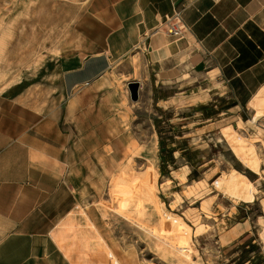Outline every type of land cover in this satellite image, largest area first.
<instances>
[{"label": "crops", "instance_id": "obj_1", "mask_svg": "<svg viewBox=\"0 0 264 264\" xmlns=\"http://www.w3.org/2000/svg\"><path fill=\"white\" fill-rule=\"evenodd\" d=\"M175 11L183 31L177 39L157 31ZM59 53L29 86L0 92V264H97L81 253L69 257L59 242L69 237L71 226L86 225L84 163L78 151L108 146L114 152L138 144L127 129L120 130L127 137L121 145H116L118 137L101 141V119L120 120L125 127L124 118L135 119L130 97L131 104L119 109L117 84L139 82L138 100L142 88L148 89L158 113L172 112L168 123L176 135L168 147L173 159L194 149L187 135L231 122L238 138L229 137L227 126L221 129L224 140L240 163L259 174L254 145L237 130L264 122V0H87ZM156 135L155 158L147 159L140 187L129 174L113 183L110 209L124 217L133 213L130 204L150 201L160 172ZM181 169L187 182L192 170L188 165ZM181 171H172L170 182ZM196 171L191 181L207 182L205 171ZM212 184L214 202L228 195L247 205L258 193L252 180L235 169L214 177ZM261 204L264 208V200ZM163 217L161 229L168 234L170 222H179ZM88 221L96 229L95 221ZM253 229L249 217H243L224 232L220 245H236ZM251 242L260 244L258 234ZM100 248L119 264L102 239Z\"/></svg>", "mask_w": 264, "mask_h": 264}, {"label": "rangeland", "instance_id": "obj_2", "mask_svg": "<svg viewBox=\"0 0 264 264\" xmlns=\"http://www.w3.org/2000/svg\"><path fill=\"white\" fill-rule=\"evenodd\" d=\"M86 1L0 0L1 93L9 89L15 93L40 78L47 64L56 60L61 49L69 43ZM125 85L117 84L118 99H115L122 110L128 103L131 104ZM165 93L171 91L166 90ZM152 98L148 89L142 88L140 99L133 103L135 119L123 120L127 127L120 125V120H113L111 124L108 120L100 121V130L105 132L104 140H101L104 144L114 137L120 139L116 140V145L125 143L127 137L121 135L120 130L127 129L140 147L134 142L131 148L114 152L108 146L100 151H78L79 159L84 163L86 225L71 226L69 237L60 240V246L69 257L81 253L85 259L95 260L97 264H113L100 248L101 239L119 264H234L242 251L248 249L249 246L244 244L258 234L260 244L250 253V260L252 264L261 263L264 255V239L261 238L264 230V208L261 204L264 200V122H257L252 129L237 130L240 136L248 138L254 145L260 159L258 175L238 161L222 136L221 129L230 126L231 135L226 131L225 135L238 138L231 128H235L234 124L221 122L217 124L220 128L202 129L197 135H187L189 143L194 144L191 146L193 150L181 153L173 162L166 155L167 164L163 172L158 166L160 172L155 188L151 187L149 202L130 204L133 213L127 217L110 209L114 202L111 191L116 178L129 174L137 178L133 184L140 187V176L147 169V159L152 161L155 158L154 134L158 136L160 131L167 149H170L168 145L176 135L168 123L172 112L158 113ZM182 112L185 115L188 113L186 109ZM193 121L196 123L199 120ZM116 124L118 126H114ZM94 130H99L98 126ZM252 156L255 157L254 154ZM184 165H188L192 171L204 170L202 177L207 182L194 184L195 180H191L198 173L183 182L186 169L181 168ZM237 168L251 177L258 190L253 203L240 205L228 195L218 197L215 202L210 199L213 196L214 177H225L232 169L238 171ZM175 169L178 173L182 170V173L177 174L179 179L174 177L175 181L170 182L171 172ZM151 175L155 178L156 171L151 170ZM237 206L242 209L235 217L237 211L234 207ZM163 214L167 218L175 217L179 222H170L168 234L164 233V228L161 229L165 219ZM243 217H249L254 229L236 245L222 247L224 232L233 223L241 222ZM89 219L95 221L96 229L90 225ZM175 249L184 252L183 255L177 254ZM257 250L261 256L254 255Z\"/></svg>", "mask_w": 264, "mask_h": 264}, {"label": "trees", "instance_id": "obj_3", "mask_svg": "<svg viewBox=\"0 0 264 264\" xmlns=\"http://www.w3.org/2000/svg\"><path fill=\"white\" fill-rule=\"evenodd\" d=\"M158 138H159V147H160V149H159V153H160V170H161V172H163V170H164V168H165V164H167V161H166V155L168 156V158H170V160H172V162H173V156H172V154H173V150L172 149H167L166 148V146H165V144H164V142H163V138H162V136H161V133H160V131H158ZM238 169V168H237ZM238 171H240V172H243V171H241L240 169H238ZM197 172H196V170H193L192 171V174L189 176V178L191 179V176H194L195 174H196ZM250 180H251V177L247 174V173H244ZM198 174H196V176H197ZM246 237H248V234H246L245 236H244V238H246ZM244 246H249V247H247L248 249L247 250H245V251H242V253H241V256H240V258L238 259V261L237 262H235L234 264H245V263H247V262H249V263H251L252 264V262H251V260H250V253L253 251V249H256V247H258V245H256V244H252V242H251V240L250 241H248L246 244H244ZM244 248V247H243ZM258 251V250H257ZM254 255H257L256 257H258V255H260L261 256V254H260V252L258 251V252H255L254 253ZM252 259H254V258H252ZM254 260H256V259H254ZM260 261H262L261 263H259V262H256L255 264H263L264 263V258L263 259H261Z\"/></svg>", "mask_w": 264, "mask_h": 264}, {"label": "built area", "instance_id": "obj_4", "mask_svg": "<svg viewBox=\"0 0 264 264\" xmlns=\"http://www.w3.org/2000/svg\"><path fill=\"white\" fill-rule=\"evenodd\" d=\"M157 31H163L165 34L175 39L182 37L183 31L180 12L175 11L172 15L166 16Z\"/></svg>", "mask_w": 264, "mask_h": 264}, {"label": "water", "instance_id": "obj_5", "mask_svg": "<svg viewBox=\"0 0 264 264\" xmlns=\"http://www.w3.org/2000/svg\"><path fill=\"white\" fill-rule=\"evenodd\" d=\"M139 88H140L139 82H129L127 84V90H128V93H129L130 100L132 102H137L138 101Z\"/></svg>", "mask_w": 264, "mask_h": 264}]
</instances>
